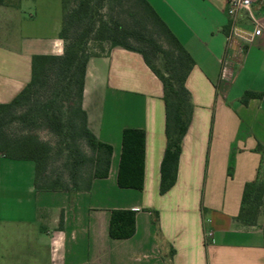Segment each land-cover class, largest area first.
Instances as JSON below:
<instances>
[{"label": "crops", "instance_id": "0c3cea01", "mask_svg": "<svg viewBox=\"0 0 264 264\" xmlns=\"http://www.w3.org/2000/svg\"><path fill=\"white\" fill-rule=\"evenodd\" d=\"M147 1L195 62L176 184L160 194L163 84L140 53L106 44L88 62L83 108L89 129L113 147L109 176L76 192L71 205L69 192L36 188L32 161L0 153V264H166L171 248L172 264H264V211L256 226L237 219L264 147V96L243 101L247 92L264 94V0L254 5L262 33L249 45L227 40L230 0ZM30 17L12 0L0 5V105L30 83L34 56L64 54L57 16L39 37ZM238 25L254 29L244 17ZM127 128L145 132L142 191L118 186ZM113 210L136 211L133 237L110 236ZM148 210L160 214V235Z\"/></svg>", "mask_w": 264, "mask_h": 264}, {"label": "trees", "instance_id": "16d2710c", "mask_svg": "<svg viewBox=\"0 0 264 264\" xmlns=\"http://www.w3.org/2000/svg\"><path fill=\"white\" fill-rule=\"evenodd\" d=\"M115 1L122 6L123 0ZM130 1L141 9L145 21L158 31L159 36L167 43V47L158 45L152 35L137 32L135 28H127L116 20H107L102 13L106 8L107 0H62L63 18L60 38L65 42L64 54L34 56L30 83L12 102L0 105V153L8 159L32 161L35 165L36 188L44 191L69 192L71 205L74 203L76 192H89L95 179L108 178L113 154V147L100 141L89 129L87 114L83 108L87 65L95 53H90L86 47L90 40L106 42L111 47H121L140 53L162 82L166 106L167 148L161 165L160 194H166L177 181L182 144L194 111L186 81L195 62L147 0ZM4 3L5 0H0V5ZM134 40L141 41L144 47H135L132 44ZM159 56L163 60V72L157 68L153 60V57L158 59ZM50 83L57 89L53 96H46L47 98L42 100L36 116H32L33 112H27L19 118L24 121H27V118L41 119L50 131L60 137L69 135V126L79 132L93 155L90 160L91 174L85 187H81L77 180V167L87 161L79 152H77L78 159L73 160L71 184H62L61 178H50L51 183L45 185L43 182L47 180L44 175L50 155L48 147L34 137L15 138L5 128L8 118L14 119L17 110L27 106L32 98ZM262 96L264 94L247 92L243 101L247 103L253 97ZM66 104L69 105L67 109ZM145 146L146 137L143 130L136 128L124 130L117 178L120 188L140 191L144 189ZM256 151L262 156L258 177L245 185L237 216L238 221L246 226H256L264 211V147L258 145ZM148 211L152 214L156 232L160 235V214L158 211ZM109 233L113 239L133 237L136 233V211L113 210ZM174 255L175 250L171 248L168 256L164 258L166 264H172Z\"/></svg>", "mask_w": 264, "mask_h": 264}, {"label": "rangeland", "instance_id": "374dc122", "mask_svg": "<svg viewBox=\"0 0 264 264\" xmlns=\"http://www.w3.org/2000/svg\"><path fill=\"white\" fill-rule=\"evenodd\" d=\"M12 1L17 8H21L22 13L27 18H31L30 15L36 17V28L31 32V34L35 37L46 35L48 28L53 25V21L56 16L58 21L62 22V0ZM102 13L107 20L113 19L127 28H135L137 32L152 35L158 45L160 44L164 47L168 46L164 39L159 36L158 31L149 22L145 21L143 13H141V9L137 8L133 1L123 0V4L121 6L115 0H107L106 8L103 9ZM106 44L108 43L90 40L86 47L91 53L98 49H103L104 45ZM132 44L137 48L144 47L141 41L139 42L134 40L132 41ZM153 60L157 68L163 72L164 65L162 57L159 56L158 59L153 57ZM56 89L57 88H55L52 83H50L46 88L41 89L40 92L32 98L27 106L17 110V112L14 114V119L8 118L5 128L7 132L15 138H23L27 136L34 137L48 147L50 155L48 159L47 171L44 175L45 179L47 180L45 183L43 182L45 185L51 183L49 180L50 178H61L62 184H71V180L73 179L72 173L74 169L73 160L75 158L78 159L77 152H79L87 161L83 163L81 162L82 164L77 167V180L81 187H85L87 184V179L91 174L90 172L92 164L90 160L93 155L87 146L85 139L79 134V132L73 130V128L69 126V135L60 137L50 131L47 128L46 123L41 119L37 118L34 120L33 118H27V121H24L19 118L27 112H33L32 116H36L38 107L40 106L42 100L52 95ZM67 108H69L68 104H66V109Z\"/></svg>", "mask_w": 264, "mask_h": 264}, {"label": "built area", "instance_id": "2783aa9c", "mask_svg": "<svg viewBox=\"0 0 264 264\" xmlns=\"http://www.w3.org/2000/svg\"><path fill=\"white\" fill-rule=\"evenodd\" d=\"M258 0H230L228 7V16L230 20V31L227 36L229 43L234 40H240V42L249 45L253 43L254 39L261 35L262 30L255 13L254 5ZM244 17L252 26L253 31H247L239 27L240 19ZM211 238L212 234H208Z\"/></svg>", "mask_w": 264, "mask_h": 264}]
</instances>
